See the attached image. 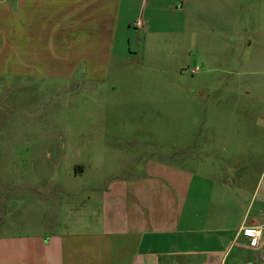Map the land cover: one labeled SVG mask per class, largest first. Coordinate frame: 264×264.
I'll return each instance as SVG.
<instances>
[{
    "label": "rangeland",
    "instance_id": "374dc122",
    "mask_svg": "<svg viewBox=\"0 0 264 264\" xmlns=\"http://www.w3.org/2000/svg\"><path fill=\"white\" fill-rule=\"evenodd\" d=\"M31 3H41L37 18L27 14L29 9L24 13L25 0H0V8L16 12L0 19L5 28V38L0 36V261L20 256L29 264L35 252L31 247L40 248V239L47 241L68 218L105 219L106 192L141 174L148 160L202 174L225 163L232 187L240 190L244 179L252 189L264 165V87L247 97L258 102L255 114L248 116L257 124L243 123L245 133L261 139L240 141L241 154L224 160L221 134L236 131L229 123L222 127L229 117L224 106L236 112L231 105L242 92L235 84L223 85L235 81V69L229 75L219 60L207 57L220 54L219 44L178 32L165 11L167 22H159L163 32L158 35L127 26L124 17L116 29L91 17L92 26L80 27L83 37L68 49L73 38L67 33L79 27L64 21V0ZM19 9L24 11L18 14ZM147 12L144 8L139 16ZM16 21L30 22L31 31L21 36ZM86 35L106 43L90 50L91 45H84ZM13 39L26 51L35 47V55H16L29 58L25 65L13 59ZM81 49L94 57V64L59 58V50L65 56V51L78 54ZM90 67L96 71L85 76ZM227 142L236 148L235 141ZM76 164H85V172L75 171ZM247 168L248 173L243 171Z\"/></svg>",
    "mask_w": 264,
    "mask_h": 264
},
{
    "label": "crops",
    "instance_id": "0c3cea01",
    "mask_svg": "<svg viewBox=\"0 0 264 264\" xmlns=\"http://www.w3.org/2000/svg\"><path fill=\"white\" fill-rule=\"evenodd\" d=\"M25 1L28 3L25 11L19 9L18 14L29 9L27 14L37 18L41 3ZM133 5H136L137 16L132 14ZM91 6L93 10H90ZM144 8L149 12L140 17ZM165 11L172 15L168 22L178 32L193 40L204 38L206 44L220 45L219 55L207 57L219 60L223 71L231 75L235 69V81H224L223 85L240 87L239 99L243 97L244 100L238 99L231 105L236 112L230 110V105L224 106L227 110L223 114L229 117L224 118L222 127L229 123L236 131L222 132L224 141L220 150L224 160L239 156L240 141L261 139L258 134L245 133L243 123L257 124L248 116L251 112L255 114L258 102L249 101L247 97L256 88L264 87V0H64V21L79 27L73 34L67 33L73 38L67 45L80 41L83 37L79 34L80 27L92 26L91 17L101 20L102 27L115 29L124 17L127 26L143 27L158 35L163 32L159 22H167ZM5 12L12 13L8 6L7 11L0 8L1 20H4ZM138 21L141 26L136 24ZM17 24L21 36L31 31L30 22ZM3 29L2 25L0 36L5 38ZM115 29L110 32L111 41L116 38ZM86 36L84 45H91L90 50L94 49L93 45L106 43L92 35ZM12 45L13 59L20 64L25 65L29 58L22 60L16 57L18 53L29 56L36 53H33L35 47H28L29 51H26V47L15 39ZM85 50L81 49L78 54L65 51V56L64 51L59 50L58 55L68 62L76 60L78 65L81 62L83 66V60L94 64V57L91 54L86 57ZM3 57L0 67L4 65ZM95 71L90 67L85 76L91 77ZM227 141H235L236 148L230 147ZM252 154L257 152L253 149ZM238 165L239 162L233 167ZM224 166L225 163L223 167H213L202 174L174 164L148 160L141 174L116 183L110 192H106L109 197L104 205L105 219L88 221L78 215L72 222L68 218L50 232L47 241L40 239V248L31 247L35 252H31L29 264H264V165L259 167V177L249 187L252 189H248L244 176L241 177L240 190L232 187L229 166ZM74 168L84 173L86 166L76 164ZM243 171L248 173L251 169ZM244 229L261 231L257 246L251 245V238L244 235ZM0 264L27 263L20 261L18 256L15 260H1Z\"/></svg>",
    "mask_w": 264,
    "mask_h": 264
},
{
    "label": "built area",
    "instance_id": "2783aa9c",
    "mask_svg": "<svg viewBox=\"0 0 264 264\" xmlns=\"http://www.w3.org/2000/svg\"><path fill=\"white\" fill-rule=\"evenodd\" d=\"M137 25L141 26V22L138 21ZM260 232H261L260 230L256 231V230H253V229H244V235L251 238V245L252 246H257L258 237L260 236ZM253 241H255V243H253Z\"/></svg>",
    "mask_w": 264,
    "mask_h": 264
},
{
    "label": "clouds",
    "instance_id": "9594fccd",
    "mask_svg": "<svg viewBox=\"0 0 264 264\" xmlns=\"http://www.w3.org/2000/svg\"><path fill=\"white\" fill-rule=\"evenodd\" d=\"M253 243H255V241H253Z\"/></svg>",
    "mask_w": 264,
    "mask_h": 264
}]
</instances>
